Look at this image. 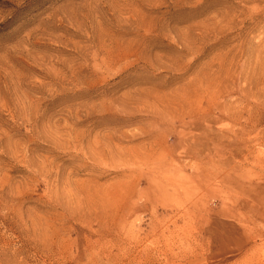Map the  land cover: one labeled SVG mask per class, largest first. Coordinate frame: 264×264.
<instances>
[{
    "label": "rangeland",
    "instance_id": "1",
    "mask_svg": "<svg viewBox=\"0 0 264 264\" xmlns=\"http://www.w3.org/2000/svg\"><path fill=\"white\" fill-rule=\"evenodd\" d=\"M0 264H264V0H0Z\"/></svg>",
    "mask_w": 264,
    "mask_h": 264
}]
</instances>
